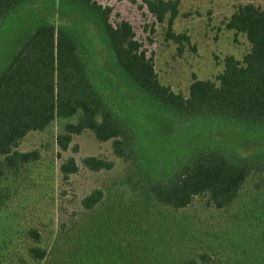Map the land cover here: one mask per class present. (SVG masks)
<instances>
[{
    "label": "rangeland",
    "instance_id": "1",
    "mask_svg": "<svg viewBox=\"0 0 264 264\" xmlns=\"http://www.w3.org/2000/svg\"><path fill=\"white\" fill-rule=\"evenodd\" d=\"M96 2L112 8V24H131L160 82L184 95L195 78L217 82L225 56L242 60L249 50L246 36L226 27L236 7L253 3L264 10V0H178L171 31L187 36L179 43L167 37V20L158 21L142 0ZM91 18L77 0H25L0 22V70L39 23L75 27L91 80L134 131L135 158L116 156L112 140H98L90 130L73 134L61 150L56 137L77 115L57 116L44 130L28 132L17 149L36 150L39 158L0 178V264H179L201 253L210 256L206 264H262L264 170L251 173L237 199L222 209L208 207L204 195L174 209L157 201L147 183L172 175L205 148L264 165V126L225 124L213 113L184 117L147 101L129 85ZM90 155L113 167L88 169L82 158ZM69 157L78 170L64 177L59 167ZM94 188L103 190L102 200L85 210L81 199ZM33 227L39 242L27 235ZM32 244L46 250L44 259L28 256Z\"/></svg>",
    "mask_w": 264,
    "mask_h": 264
},
{
    "label": "trees",
    "instance_id": "2",
    "mask_svg": "<svg viewBox=\"0 0 264 264\" xmlns=\"http://www.w3.org/2000/svg\"><path fill=\"white\" fill-rule=\"evenodd\" d=\"M24 1L0 0V22ZM77 1L97 21L113 60L129 85L147 101L184 117L213 113L225 124L238 121L245 129L256 124L264 126V10L260 7L253 3L239 4L226 23L228 29L243 33L249 42L242 60L225 56L217 82L195 78L188 95H184L160 82L152 57L146 55L127 20L112 24L111 7L96 0ZM142 1L158 21L167 20L168 38L179 43L187 40L186 35L171 31L178 0ZM78 34L67 23L56 25L43 21L19 40L17 49L5 60L0 70V178L39 158L38 151H20L17 146L28 132L44 130L57 116H78L77 121L66 123L64 132L57 135L61 150L68 148L73 134L90 130L98 140H112L116 156L125 161L135 158L134 131L95 87ZM82 164L93 171L113 167V161L92 155L83 157ZM59 170L67 177L78 170V164L69 157L61 162ZM262 170L264 165L260 162L236 160L220 149L205 148L193 154L172 175L149 181L147 190L157 201L174 209L188 206L200 195L207 196L208 207L222 209L237 199L251 173ZM102 197L103 190L94 188L81 199V206L91 211ZM27 235L35 242L41 239L34 227L27 230ZM27 254L40 261L46 250L32 244ZM208 261L210 256L201 253L179 264Z\"/></svg>",
    "mask_w": 264,
    "mask_h": 264
}]
</instances>
